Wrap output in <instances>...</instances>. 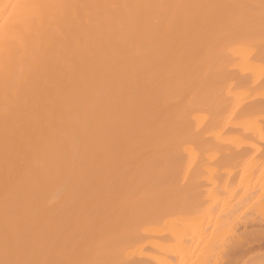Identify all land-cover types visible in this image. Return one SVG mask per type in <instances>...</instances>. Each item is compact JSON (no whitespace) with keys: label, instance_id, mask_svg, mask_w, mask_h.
<instances>
[{"label":"bare ground","instance_id":"1","mask_svg":"<svg viewBox=\"0 0 264 264\" xmlns=\"http://www.w3.org/2000/svg\"><path fill=\"white\" fill-rule=\"evenodd\" d=\"M0 264H264V0H0Z\"/></svg>","mask_w":264,"mask_h":264},{"label":"rangeland","instance_id":"2","mask_svg":"<svg viewBox=\"0 0 264 264\" xmlns=\"http://www.w3.org/2000/svg\"><path fill=\"white\" fill-rule=\"evenodd\" d=\"M252 211H250L249 213H251Z\"/></svg>","mask_w":264,"mask_h":264}]
</instances>
